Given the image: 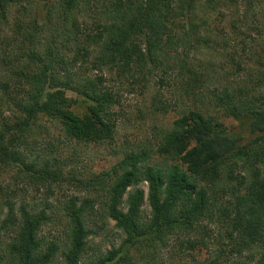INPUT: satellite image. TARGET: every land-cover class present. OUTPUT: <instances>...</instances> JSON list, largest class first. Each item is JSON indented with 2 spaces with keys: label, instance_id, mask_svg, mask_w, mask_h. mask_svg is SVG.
<instances>
[{
  "label": "trees",
  "instance_id": "trees-1",
  "mask_svg": "<svg viewBox=\"0 0 264 264\" xmlns=\"http://www.w3.org/2000/svg\"><path fill=\"white\" fill-rule=\"evenodd\" d=\"M44 1L0 0V246L7 236L8 262L161 264L162 250L177 241L182 262L264 264V0ZM220 5L238 16L221 43ZM138 30L142 80L160 87L156 109L179 108L164 102V88L193 103L146 147L83 175L57 148L114 140L117 100L104 73H132L127 47ZM201 48L214 60L199 59ZM216 77L226 84L209 89ZM208 104L246 125L248 136L231 135ZM12 170L14 183H2ZM17 180L34 188L31 201L15 203ZM67 187L85 197H66V239L49 241V202ZM95 217L114 222L122 236L103 255L90 252ZM204 251L209 257L199 259Z\"/></svg>",
  "mask_w": 264,
  "mask_h": 264
},
{
  "label": "rangeland",
  "instance_id": "rangeland-1",
  "mask_svg": "<svg viewBox=\"0 0 264 264\" xmlns=\"http://www.w3.org/2000/svg\"><path fill=\"white\" fill-rule=\"evenodd\" d=\"M58 1L59 0H45L44 2L56 3ZM93 1L94 0H92V2ZM95 2L96 0L93 3ZM220 6L222 8H220L221 11L219 14V19L216 21V23L218 27H220L219 31L225 32L220 34L219 41L224 38V36H227L226 34L232 33L233 28L231 23L238 19V16L236 15V8L234 6ZM32 13H35L34 9ZM86 13V10L79 12V14ZM79 19L81 21L90 20V18L87 16L79 17ZM213 19L214 18H211L210 21ZM91 21L92 19L89 22ZM12 22L13 17L11 19V23ZM222 41L225 40L222 39L220 43ZM127 51L128 59L132 67L131 74L126 73L119 75L118 68H115L112 71H105L104 73L106 85L112 91L117 100V104L113 109L115 113L114 119H116V135L114 140L102 144L71 142L69 146L64 145L57 148L58 152H60L63 157H69L72 159L70 161V168L76 169L83 175H87L91 172L98 173L103 170H109L124 157L126 152L137 151L146 147L147 144L155 138L156 129L170 127L178 118L180 111L193 103L192 98H186V100L182 101L179 97L178 89L176 90L175 88H172L168 90V88H164V91H162V94L165 95L164 102L169 100V104L173 107L174 104L178 103L179 108L176 111H170L166 114L158 111L156 106L153 105V101L156 100L155 95L157 90V95H160V87L157 86L156 82L150 83V85H145L142 80V75L145 71L144 59L146 58L144 32L138 30L134 33L127 47ZM223 51L225 52V50ZM196 56L202 60H214L215 54L207 49L201 48L200 52H198ZM225 60L226 57L222 56L221 59H216V62L220 63V61L224 62ZM155 79L157 81L158 77H155ZM225 84L226 83L223 82V80L219 79V77H216L212 79L211 82H208L207 85L209 89H214ZM204 93H207L205 89L203 90L202 94ZM83 105L84 104L81 103L79 106L76 105L75 108V111L80 115L84 110ZM206 108L207 110L205 111L219 119V121L223 123L231 135L243 136L245 138L248 136V128L246 125L242 126L232 117L226 116L218 107L214 106L213 104H208ZM16 174L17 172L14 170L6 173L4 177L5 180L2 181V183H14L13 177L16 176ZM15 184L17 185V188L21 190L19 192V199L15 202L16 204L21 203V201H25L27 203L31 201V199L37 194L34 188L32 189L30 186L25 187L22 180H17ZM23 187H25V189ZM140 188L145 190L147 193L148 185L146 183H142ZM38 195L44 196L45 193H39ZM67 196L68 198L72 196L83 198L85 197V194L76 191L74 192L67 187L57 192L56 197L52 198L49 204L52 205L53 209L47 210V213L51 219H54V222L53 224L50 222V224L47 225L48 227L45 226L44 228V234L49 241L57 239L59 242H62L66 239L64 229L66 220L62 222V224L60 221L63 216L62 209L65 205L64 203L66 202ZM0 199L3 200L4 197H0ZM3 201L6 202V200ZM32 204L36 206L39 205L40 209L45 207V205L40 201H35V203L33 202ZM143 209L145 211V215L147 216L150 211L149 206L145 204ZM5 212L6 208L3 212L0 210V220L4 218ZM92 222L97 224V227L92 228L95 234H93L88 241L90 248L92 249L90 251L93 253L92 255L95 253L103 255V253L108 252L111 248L117 247L120 244L122 236L120 235L121 233L115 228L114 222L111 220H105L103 223L100 217H98V219L97 217L93 218V220H91V223ZM3 242L4 245L0 246V255L3 257V260L0 261V264H10L8 262L9 253L7 251V244L10 242V240H8L7 236H3ZM178 245L179 243L177 241H173L168 246H166L160 254L161 256L158 259L159 262L161 264H190L191 259H188L186 262L180 261L177 248ZM206 256L209 257V254L204 251L200 254L199 259H202ZM54 264H63V261L61 258H58Z\"/></svg>",
  "mask_w": 264,
  "mask_h": 264
}]
</instances>
